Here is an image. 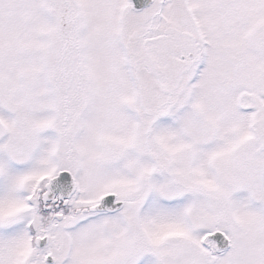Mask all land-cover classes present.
I'll list each match as a JSON object with an SVG mask.
<instances>
[{"label":"snow or ice","instance_id":"6c2138e0","mask_svg":"<svg viewBox=\"0 0 264 264\" xmlns=\"http://www.w3.org/2000/svg\"><path fill=\"white\" fill-rule=\"evenodd\" d=\"M0 264H264V0H0Z\"/></svg>","mask_w":264,"mask_h":264}]
</instances>
